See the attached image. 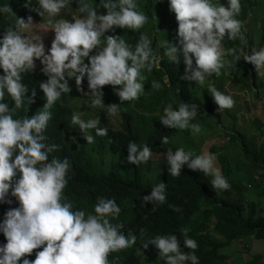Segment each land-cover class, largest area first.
Returning <instances> with one entry per match:
<instances>
[{"label":"clouds","instance_id":"1","mask_svg":"<svg viewBox=\"0 0 264 264\" xmlns=\"http://www.w3.org/2000/svg\"><path fill=\"white\" fill-rule=\"evenodd\" d=\"M241 1L244 0H33L36 12L32 18L31 13H23L21 8L13 11L7 4L0 7V12L12 14L16 19L0 39V69L3 70L0 75V202L11 204L7 199L9 194L17 200L16 208L8 210L0 223V232L7 240L0 246V264H110L109 256L114 264H129L132 255L139 257L141 264L156 261L198 264L195 250L199 245L195 238L188 236L187 229L181 230L184 239L180 241L176 234L160 232L157 225L125 223L118 218L121 213L118 205L134 199L138 205L152 203L155 211L156 205L168 201L167 184L165 181L157 184L158 175L179 177L185 164L210 176L215 191L230 190L229 181L216 166L215 154L208 151L194 154L184 148L189 137L201 132L199 124L191 123L196 116L200 117L198 106L183 102L174 110L164 101L167 105L164 111L156 109L158 97H142L143 81L147 78L142 72L161 68V62L178 64L183 58L182 79L194 81L203 89L211 85L208 91L214 99L215 110L232 109L233 96L223 93L221 86L209 83L215 77H219L220 83L224 74L230 80V72L225 70L232 66L228 55L240 60L235 47L226 52L223 44L227 40L244 42L247 48L243 60L253 64L257 74L264 76V47L257 49L249 28L251 23L260 27L257 43L264 46L261 29L264 2L254 0V7L260 10L255 14L250 11L244 19ZM255 15L259 19L249 22L248 18ZM36 60L44 65L41 71L48 77L39 84L46 103L31 117L15 118L29 91L23 83V74L35 71ZM85 76L89 93L85 91ZM70 78H74L71 85ZM168 79L166 75L165 80ZM151 87L155 90L161 86L153 81ZM82 95H90L92 100H80ZM35 96L33 89L32 96H27L30 104ZM6 97L11 98L14 107L5 102ZM142 98L148 99L147 104L136 106ZM60 99L73 103L69 127L70 122L77 125L81 130L77 133L84 134L88 144L96 143L91 129L103 137L108 134L109 126L115 127L103 110L115 116L121 100L131 103L138 112L134 113L135 124L131 129L140 136L141 142H129L127 160L137 166L152 163L150 170L140 169L141 180L134 170L120 173V192L130 195L128 200L117 195V204L115 199L98 197L91 209H86L89 212L86 214L84 210H74L73 203L64 196L71 164L66 157L49 158L60 146L49 144L45 135L52 119L51 109ZM87 101L92 105H81ZM95 106L110 119L105 126L101 116L92 111ZM138 120L144 122L143 126L138 125ZM120 122L121 117L119 127L115 128H121ZM147 123L152 128L159 124L172 128L180 143L155 151L151 146L154 142H144L149 135L145 132ZM161 140L163 145L169 143L168 136ZM92 153L94 167L102 173L104 165ZM159 154L166 156L164 163L161 157L155 158ZM169 165V172H164ZM169 207L175 212L182 211L179 206ZM212 234L213 238L220 237L216 230ZM34 251L35 259H29ZM230 251L231 245L225 253L228 255Z\"/></svg>","mask_w":264,"mask_h":264},{"label":"trees","instance_id":"2","mask_svg":"<svg viewBox=\"0 0 264 264\" xmlns=\"http://www.w3.org/2000/svg\"><path fill=\"white\" fill-rule=\"evenodd\" d=\"M262 1L264 2V0ZM69 2H75V0H69ZM6 4L10 5L13 11L21 8L23 13H31L32 15L29 16L31 18L36 12L34 10L36 3L33 0H0V7ZM254 4V0L241 1L244 19L247 18L250 11L255 14L260 10L255 8ZM11 15L0 12V39H2L6 28L16 22V19ZM258 19L256 15L248 18L249 22ZM261 29L264 40V20ZM225 46L226 52L235 47L236 55L240 57V60L236 61L231 55L227 56V59L232 60V66L225 68L230 72L231 82L239 91L249 93L253 102L261 105L252 114L250 127L247 126V129L249 128L247 131L238 130L235 124L230 126L222 122V114L215 110L214 99L208 91L211 85L203 89V86L194 81L182 79L185 75V66L180 64L184 62L183 58H180L178 64L171 61L168 64L161 62V68L155 67L151 72L144 70L142 74L147 78L143 81L145 92L142 97H157V94H160V97L172 105L174 110H178L179 104L185 102L196 104L198 106L197 115L200 117L203 114L215 116L216 126L220 127L218 136H224L221 140L223 145L211 146L210 152L216 155V164L229 181L230 190L215 191L211 185L210 176H205L199 170L194 171L185 164L179 177L167 174H159L157 177V184L162 181L167 184L168 201L166 203L156 205L155 211L152 210V203L150 206L138 205L134 199H129L130 195L121 193L118 185L120 173L128 174L134 170L138 173V179L141 180L140 169H151V161L137 166L127 160L129 142L137 144L141 142L140 136L133 133L134 130L131 129L135 124L134 113H138L133 105L119 100L117 105H119L120 112L118 111V113L121 117L122 129L109 126L108 134L103 137L97 136L96 132L91 129L96 143L88 144L83 137L84 134L69 130L68 120L73 112V103L70 105L69 100L60 99L51 109L52 119L49 121L45 135L48 137L49 144L60 146L59 150L51 153L49 158L55 156L63 160L66 157L70 161L69 182L64 190V196L73 203L74 210H84L87 214L89 212L86 209H91L98 197L105 196L116 200V198L118 199L117 195H121L122 199L130 201L118 205L121 208L119 219L128 224L147 222L152 226L157 225L160 232L176 234L180 241L184 239L181 230L187 229L188 236L195 238L199 245L195 250L198 264H264V260L259 254L245 259L238 250H235L237 254L234 252L230 256L225 253L226 248L230 247L232 243H244L250 248L253 240L264 239V205L262 204V198H264V78L257 74L253 64L243 60L244 50L247 48L244 42L227 40ZM251 54L252 46L249 55ZM43 67L41 61L36 60L35 71L23 74V83L29 88L27 96H32L33 89L36 91V96L31 104L28 102L27 96L25 97L24 105L21 109L16 110L15 118L27 115L31 117L46 103L44 93L39 88L40 82L48 79L41 71ZM0 75H3L2 69H0ZM166 75L169 77L167 81L165 80ZM226 77V74L221 77V82L218 83L219 87L224 84ZM153 81L161 87L153 90L151 87ZM206 85L207 83L204 84V86ZM69 99L71 100V98ZM147 101V98H142L136 106H145ZM5 102L10 107H14V102L10 97H6ZM92 111L101 116L102 125L105 126V122L109 123L110 119L101 114V110L97 111L92 108ZM230 116L234 120L237 119L235 114H230ZM160 118L161 116H158L159 121ZM197 118L198 116L195 119ZM195 119L191 123H195ZM137 122L140 127L144 124L140 120ZM199 125L206 126V128L213 126L209 121L207 124ZM144 126L146 127L145 132L149 134L144 142L148 144L154 142L155 145L151 146L155 151H160L163 146L180 143L172 128H166L163 124L157 125V128H152V125L148 123ZM163 136L169 138V143L166 145L162 144L161 137ZM227 137L228 139L223 141ZM188 142V146H191L190 139ZM231 146L236 147L233 152L239 153L236 159L230 157ZM91 150L95 153L96 161L104 165L102 173H98V169L94 167V155ZM251 190L256 191L255 198L248 197V194L251 195ZM7 199L12 203L0 202V223H3L6 212L17 206V200L10 194ZM116 202L118 204L117 200ZM169 205L179 206L182 211L175 212ZM210 228L213 229L210 231ZM215 230L219 232V238L212 237V231ZM6 243V237L3 232H0V246ZM28 258L34 260L35 251ZM109 261L110 264H114L111 256H109ZM129 264H141L139 257L132 255V261ZM155 264L162 263L156 261Z\"/></svg>","mask_w":264,"mask_h":264},{"label":"rangeland","instance_id":"3","mask_svg":"<svg viewBox=\"0 0 264 264\" xmlns=\"http://www.w3.org/2000/svg\"><path fill=\"white\" fill-rule=\"evenodd\" d=\"M65 13H69V11H66ZM249 28H251V37L252 39H255V43L257 44V49H259L260 47H264L261 43H257V38L258 40L260 39V27L254 24H250ZM259 34V35H258ZM223 48L225 49V46L223 44ZM46 49V48H45ZM212 77V76H211ZM262 78H264V76H261ZM86 81H84L85 84V91L86 93L90 92V89L88 87V81H87V77L85 76ZM74 82V78H70L69 79V85H71ZM219 82V77H215L213 78V80H210L209 83H213V85L216 87L218 85ZM221 89H223V93L228 94V95H232L234 100H235V106L232 109H226L223 111H220L222 113V122L225 125H233L235 124L236 128L238 130L241 131H247V126H249L250 119L252 118V114L255 113L256 109L258 107H261V105H258L257 103L253 102L251 95L245 91H239L237 89V87L229 80V79H225V82L223 84V87L221 86ZM83 97L80 100H88V98L90 99L91 96L90 95H82ZM157 97L159 99L157 105H156V109H160L163 110L167 107V105L165 104L164 100L160 97V94H157ZM92 100V98H91ZM82 106H90L92 105L91 101H87L84 103H81ZM100 106V105H99ZM99 106H95L94 108H99ZM80 114H82V111H79ZM103 114H105L106 116H108L111 119V123L115 126V127H119V121H120V115L117 112V116H113V115H108L107 110H103ZM230 114L232 115H236L237 119L234 120L233 117L230 116ZM201 118V119H200ZM144 120V118H141ZM195 124H207V122H212L213 127L211 128H206V127H200L201 128V132L199 134H196L194 137H189L190 138V142H191V146H188V141L184 142V148L186 151H192L194 154H202V151H208L210 152V147L213 145H218L221 146L223 145L222 143V137H219V126H216V119L215 116H211L209 114H203L202 117H198L197 119H195ZM250 127V126H249ZM69 130L71 132H80L81 130L79 129V127L77 125H72L70 122V128ZM84 142H86L84 140ZM236 147L231 146L230 148V157L233 159H236V156L239 154L237 152H233L235 151ZM157 157H161L162 162L164 163L166 161V156H162L161 154L156 155L155 158ZM216 166L218 167V165L216 164ZM170 165L167 166L164 169V172H169ZM247 195V194H246ZM257 196L256 191L251 190V195L248 194V197H252L255 198ZM262 204L264 205V198H262ZM232 251L229 252V256L231 253H234L235 250H238L242 256L246 259L249 257H254V255H261L262 259L264 260V239L263 240H253L250 248L249 245H245L244 243H232ZM238 249H235V248ZM234 254H237L236 252Z\"/></svg>","mask_w":264,"mask_h":264}]
</instances>
